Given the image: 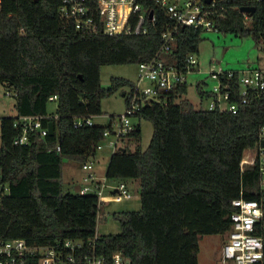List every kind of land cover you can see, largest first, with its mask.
I'll return each instance as SVG.
<instances>
[{
    "label": "trees",
    "instance_id": "obj_1",
    "mask_svg": "<svg viewBox=\"0 0 264 264\" xmlns=\"http://www.w3.org/2000/svg\"><path fill=\"white\" fill-rule=\"evenodd\" d=\"M138 2L155 14L154 23L146 21L150 32L110 36L77 30L62 19L61 0H0V86L14 92L17 113L0 118V240L22 238L35 245L84 240L94 243L107 264L117 252L130 264H199L201 238L230 231L234 200L264 202L258 164L241 168L245 152L260 145L264 94L232 114L182 99L187 82L166 96L167 104L153 101L136 113L153 125L146 149L139 123L123 139L125 151L111 155L107 178L137 179L140 185L141 209L114 215L120 233L98 236L97 196L65 191V161L82 168L95 160L108 127L76 128L75 120L102 115L103 99L134 85L115 77L103 87L101 68L151 61L162 46L168 18L156 0ZM221 6L218 31L252 37L264 52V0H223L217 13ZM241 7L256 10L249 17ZM202 32L180 30L174 48L180 66L198 51ZM198 91L213 97L200 86ZM51 100L57 101L54 114L47 110ZM34 116L43 118L44 127L53 122L55 134L30 131L28 144L15 145L22 132L15 122Z\"/></svg>",
    "mask_w": 264,
    "mask_h": 264
},
{
    "label": "built area",
    "instance_id": "obj_2",
    "mask_svg": "<svg viewBox=\"0 0 264 264\" xmlns=\"http://www.w3.org/2000/svg\"><path fill=\"white\" fill-rule=\"evenodd\" d=\"M223 0H156V4L168 18L161 32L162 46L151 61L138 64L139 76L133 87L123 96L126 100L124 113L112 116V121L103 132V139L97 151L104 149L105 142L112 154L124 148L123 139L137 129L132 118L142 107L150 102L167 104L166 96L180 84L187 82V74L197 65L195 53H189L184 65L176 60L174 48L180 30L186 27L202 31H218L217 17L224 15V6L217 13V5ZM153 12V11H152ZM59 13L62 19L72 22L77 30L105 35H142L150 32L146 21L155 22V14L150 19L138 0H61ZM172 61H170V59ZM210 77L215 81L207 109L239 112L240 106L247 104L253 97L264 94V67H250L240 70L223 71L212 68ZM10 94V92H8ZM57 99V96L51 97ZM42 117H20L14 124L21 127V134L15 145L29 143L28 133L37 131L42 136L49 134L48 127L42 124ZM93 117H80L74 126H94ZM115 127V128H114ZM264 128L257 149L245 152L241 168L259 166L260 189L264 192ZM60 151V146H57ZM97 152V153H98ZM248 153V154H247ZM85 171L84 183L78 184L79 192L97 196L99 210L106 189L126 199L131 197L125 183L110 185L107 176L97 179L95 160L82 165ZM235 211L231 215V229L226 234L222 247L223 264H264V202L258 200L236 199L232 202ZM87 246L89 252H82ZM0 264H107L106 258L96 252L94 243L84 240L67 239L54 244H29L25 239L0 240ZM112 264H130L121 252L113 256Z\"/></svg>",
    "mask_w": 264,
    "mask_h": 264
},
{
    "label": "rangeland",
    "instance_id": "obj_3",
    "mask_svg": "<svg viewBox=\"0 0 264 264\" xmlns=\"http://www.w3.org/2000/svg\"><path fill=\"white\" fill-rule=\"evenodd\" d=\"M186 0H179L183 3ZM247 19L248 16L246 15ZM202 39L195 52L197 65L195 70L187 74L188 91L182 99H188L197 107L207 108L210 101L209 97H201L198 86L204 92H211L214 80L211 79L210 73L212 68L229 71L240 70L252 67H264V52L256 47L252 37H242L233 33L220 31H203ZM139 69L136 64L123 65H104L101 68V83L103 87L111 84V79L122 77L133 82L138 80ZM128 90L124 87L117 91L111 97L102 101L103 114L93 118L95 124L105 125L111 123L112 116H118L124 113L126 109V100L123 91ZM10 92V94H8ZM16 98L14 92L1 85L0 86V118L16 117L15 109ZM48 114H54L57 110V101L51 100L47 106ZM134 124H141L142 147L146 149L153 136V125L150 121L141 120L135 116L132 118ZM115 128V127H114ZM1 132V128H0ZM1 144V139H0ZM104 149L97 153L95 159V169L97 179L104 180L106 169L108 167L109 157L112 155L111 148L104 143ZM134 150V146L130 147ZM248 154V153H247ZM85 171L82 170L81 164L73 160H66L64 164L63 181L65 191H74L73 183H84ZM108 184L115 185L121 182L125 183L131 193V197L126 199L118 194L112 193L111 189H106L103 203L99 210L97 235L103 236L108 234L120 233L121 227L119 219L114 215L124 211H134L141 209V197L138 193L139 181L137 179H107ZM129 206V207H128ZM125 208H130L125 210ZM226 240V235L215 234L205 235L200 241V251L198 254L199 264H223L222 247Z\"/></svg>",
    "mask_w": 264,
    "mask_h": 264
},
{
    "label": "water",
    "instance_id": "obj_4",
    "mask_svg": "<svg viewBox=\"0 0 264 264\" xmlns=\"http://www.w3.org/2000/svg\"><path fill=\"white\" fill-rule=\"evenodd\" d=\"M206 1H207L208 3L211 2V0H206ZM255 10H256L255 7H241L240 12H242V13H244V14H247L249 17H251V16L254 14ZM152 16H153V12L150 11V13H149V18L151 19ZM48 130H49V134H50V135H54V134H55V132H56V131H55V124H54L53 122H50V123H49ZM262 146H264V142H263V141H262ZM119 150H123V151H125V148H122V147H121ZM75 191H76V192H79V186H78V185L75 187Z\"/></svg>",
    "mask_w": 264,
    "mask_h": 264
},
{
    "label": "crops",
    "instance_id": "obj_5",
    "mask_svg": "<svg viewBox=\"0 0 264 264\" xmlns=\"http://www.w3.org/2000/svg\"><path fill=\"white\" fill-rule=\"evenodd\" d=\"M110 158H111V156L109 157V161H110ZM109 161H108V164H109ZM106 171H107V169H106ZM96 174H97V171H96ZM106 174V173H105ZM79 183H73V186L74 187H76L77 185H78ZM75 189V188H74ZM138 193L140 194V185H139V188H138ZM129 207V206H128ZM129 210L130 208H125V210ZM136 210H137V208H136ZM136 210H134V211H136Z\"/></svg>",
    "mask_w": 264,
    "mask_h": 264
}]
</instances>
